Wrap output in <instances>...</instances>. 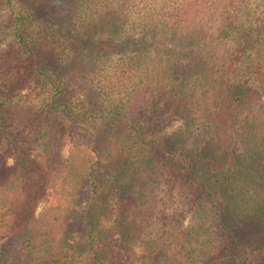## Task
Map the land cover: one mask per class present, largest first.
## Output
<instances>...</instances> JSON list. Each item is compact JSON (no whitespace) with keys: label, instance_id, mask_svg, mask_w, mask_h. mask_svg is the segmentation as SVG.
Segmentation results:
<instances>
[{"label":"trees","instance_id":"obj_1","mask_svg":"<svg viewBox=\"0 0 264 264\" xmlns=\"http://www.w3.org/2000/svg\"><path fill=\"white\" fill-rule=\"evenodd\" d=\"M261 6L0 0V17L6 9L13 16L2 33L0 86L17 88L12 72L20 55L43 75L31 29L56 10L76 23L74 33L50 30L63 41V75L86 93L88 116L100 99L107 103L106 128L76 144L84 155L78 164L75 154L60 157L72 113L62 112L55 97L48 109L20 94L0 97V264H122L135 250H143L136 264H264ZM183 50L199 55L178 74L172 56ZM117 52L122 64L111 72L104 62ZM146 109L179 121L174 141L188 160L155 150L139 131L132 137L126 122ZM214 192L222 207L213 204ZM43 198L47 205L36 216ZM166 198H177L188 226L167 218ZM12 241L22 255L4 254Z\"/></svg>","mask_w":264,"mask_h":264},{"label":"rangeland","instance_id":"obj_2","mask_svg":"<svg viewBox=\"0 0 264 264\" xmlns=\"http://www.w3.org/2000/svg\"><path fill=\"white\" fill-rule=\"evenodd\" d=\"M261 4L262 6L258 18L263 15L264 0H261ZM2 14L3 15L0 17V51L5 48L2 33L6 31L7 23L13 18V16H10L9 12H7V9L3 11ZM42 16H47L43 27L35 24L31 32L34 34L36 40L38 56L41 57L42 60L44 58L47 59L46 64H42V60L39 61L38 66L44 71H41L43 75L35 76L37 65H33L26 57L20 55L21 63H16L17 67L14 69V72H12V81L17 83V88L12 91L5 86H0V89L3 90H0V97H14V95L20 94V96H25L32 105L36 107L42 106L45 109L51 106L55 97V100L60 106L59 109L62 112L66 111L72 113L71 116L66 117L67 122H70H68L70 124V129L63 138L64 145L60 152V157L66 160L71 159L72 154H75L76 157H74L77 159V163L81 164L84 155L77 151L78 148H76V144L78 142L82 145L89 144L91 142V135L95 132L96 127L106 128L104 124H106L107 121L105 119L107 117V103H104L100 99L98 102L100 108H97L96 114L91 117L87 115V112L93 109L92 103L86 98L87 95H85V92L81 91L78 86L72 84L69 79L63 75L61 61L63 56L62 52H64V45H62L63 41L61 39H53L50 31L53 28L56 32L63 35L74 33L76 30V23L69 22V17L64 15L61 11L55 10L43 14ZM126 49L127 53H130L131 49ZM121 50L123 51L124 49ZM180 52L182 54L186 53L182 57H180L178 53L172 56V62L178 74L192 67L199 55L195 50H183ZM121 54L122 52H117L112 59L104 62V65L107 64L106 67L109 68L111 72H114L115 69L113 68L115 64H122L120 62L121 59H119ZM43 77H45V79ZM36 78H38V81ZM54 85H57V87H54ZM52 117L54 118L55 116ZM126 124L133 138L136 132L139 131L141 140L145 143H151V147L155 150L158 148L159 150H164L167 155L170 154L169 156L175 155L188 160L186 156L188 150L180 147L174 141V134L180 124L176 118L159 110L151 111V109H146L140 112V114L130 117ZM59 126L61 127V125ZM8 162L12 164L14 161L10 159ZM157 192L160 194L159 190H157ZM160 196L162 195L160 194ZM212 201L215 206L221 205L222 207V200L215 192L212 194ZM165 202V206L167 207V218L174 215L173 218H175L179 224L188 226L191 221L190 216L181 211L177 203V198H174L172 202L166 198ZM46 205L47 200L44 198L37 201L35 210L36 216L40 215ZM171 225L173 224L171 223ZM159 236L160 239L163 238L160 232ZM3 252L7 257L14 254H23L20 246L15 241L7 243L3 248ZM141 252H143V250L125 253L122 264H136L139 257L142 256ZM90 255L91 253L85 254V258L88 261L90 260Z\"/></svg>","mask_w":264,"mask_h":264}]
</instances>
